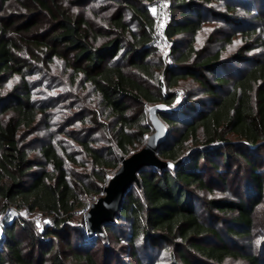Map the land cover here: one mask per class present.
<instances>
[{
    "label": "trees",
    "instance_id": "16d2710c",
    "mask_svg": "<svg viewBox=\"0 0 264 264\" xmlns=\"http://www.w3.org/2000/svg\"><path fill=\"white\" fill-rule=\"evenodd\" d=\"M145 1L168 4L162 30L168 47L156 60L154 18L141 0L121 4L133 29L121 10L101 34L59 0H0V264H116L115 259L101 261L94 248L96 241L105 247L120 242L108 235L120 220L129 224L131 248L137 241L151 249L167 244L174 264H264V234L257 237L253 220L264 199V55L251 52L264 48L254 25L264 21V0H223L224 11L217 13L242 42L226 57L219 51L202 54L193 43L220 0ZM43 24L48 28L41 29ZM182 34L191 38L176 39ZM40 52L47 61L61 58L72 78L88 82L109 111L107 123L98 122L94 110L93 116L77 113L64 122L70 126L88 119V126L108 130L103 146L94 144L93 128L84 136L74 128L61 130L78 144L83 161L56 141L39 145V157L29 156L23 135L44 106L34 103L24 78L2 92L8 76L30 69L27 57L44 61ZM186 79L197 85L200 96L178 92ZM146 103L172 109L158 113L168 132L156 154L176 165L140 168L138 185L125 191L113 220L101 224L103 236H88L73 225L77 209L102 191L121 156L145 144L153 131ZM84 161L87 173H71L66 166H85ZM230 174L241 177L235 187L243 185L245 194H203L215 192L214 185L225 184ZM8 211L14 215L7 216ZM25 212L43 213L48 221L39 230L23 217Z\"/></svg>",
    "mask_w": 264,
    "mask_h": 264
},
{
    "label": "rangeland",
    "instance_id": "374dc122",
    "mask_svg": "<svg viewBox=\"0 0 264 264\" xmlns=\"http://www.w3.org/2000/svg\"><path fill=\"white\" fill-rule=\"evenodd\" d=\"M61 7L68 11L72 16H85L89 21L91 29L98 33H103L108 27V21L115 15L116 11H121L125 14V18L129 21L130 27L133 29L135 27L134 21L132 22L130 18V13L121 5L125 3V0H59ZM224 1L220 0L219 3H214L212 8L215 10L213 13L205 17L202 28L198 30L193 38V43L196 48L202 47V54L214 53L215 51L220 52L221 57L228 56L236 47L242 44L240 36L235 34L232 36L231 28L227 26L217 13V10L224 11L222 3ZM141 5H145L148 11L151 12L154 18V27L156 28V44L158 50L155 55L152 56V60H156L159 54L164 55L167 51L168 44L162 37V30L165 22L168 19V11L166 2L158 1L156 3H147L145 0H141ZM241 14H243L241 12ZM246 20L250 22L247 17ZM51 22V21H50ZM49 23V22H48ZM259 28V36L264 39V21H254V25ZM49 24H43V27L48 28ZM245 27L249 25L244 23ZM250 25L253 26L252 23ZM191 38L190 35L176 36V39L188 41ZM230 38V41H228ZM104 39V38H101ZM252 54H263L264 48L257 47L253 49ZM249 52V53H251ZM43 53L40 52V57ZM27 60L30 62V69L26 71L23 75H13L8 76L4 81V87L2 92L5 93L13 89L16 85L20 84L21 79L28 81L31 87V97L36 105L40 104L44 106V112L39 115L37 122L24 132V140L29 146L28 155L32 157H39V145L47 143L49 141L58 142L59 144L65 145L67 150L74 154V156L83 161L84 158L81 154L80 147L72 139H69L66 134L61 132V130H70L74 128L80 131V135H86L87 131L93 128V133L91 136L94 138V144L98 146H103L105 140L104 136L107 134V128L100 127L98 124H90L89 120L85 123L80 121H73L70 126H65L64 122L71 118L73 114L80 113V116H93L92 110L97 112L98 122L107 123L111 119L108 115L109 111L107 108L102 106L100 102V96L93 92L92 86L88 82H84L80 76L72 78V70L68 68L61 58H55L47 61V56L44 52L43 59L34 58ZM244 67V64H239ZM178 92L193 91L196 95L200 96L197 90V85L189 80H183L179 85ZM152 105L146 103V107ZM78 116V117H80ZM84 125V126H83ZM87 127V128H86ZM86 161V160H85ZM86 165H74L67 163L66 166L69 168L71 173L83 174L87 173L89 169V163L85 162ZM241 177L233 174L229 175V179L225 184L220 182L214 185L215 189L212 194L203 192L207 197L210 196H229L232 197L238 191L242 195L245 194L246 188L241 185L240 187H235L240 181ZM238 181V182H237ZM242 181V180H241ZM241 183V182H240ZM238 189V190H237ZM104 192H100L95 197H89L86 200L85 206H89L90 202L94 201L98 196L103 195ZM81 206L77 209V217L73 221V225L81 227L84 231L83 224V207ZM7 216H13L14 212L8 211ZM23 217L29 218L33 223L34 227L41 229L42 223L48 221V217L43 213H22ZM3 220V214L0 213V224ZM253 220H255L254 232L258 236L264 234V199L261 201L258 208L255 210L253 215ZM112 231L108 235H112L113 241L115 237L120 238V242H113L112 244H102V242L96 241V247L94 252L97 258L101 261L114 260L116 264H174L171 259L170 250L171 246L167 244H162L155 249L145 248L141 242L137 241L136 248H131L126 241V236L129 233V224L126 221H118L113 224ZM2 228L0 227V234ZM124 236V237H123ZM110 237V236H109ZM262 237H259V239ZM259 241V240H258ZM262 241V239H260ZM105 245V246H104ZM114 247V248H113ZM243 247L246 249L250 248V242L244 241ZM257 250V247H256ZM133 253L136 254L134 257ZM223 264H245L242 260H227Z\"/></svg>",
    "mask_w": 264,
    "mask_h": 264
},
{
    "label": "water",
    "instance_id": "95a60500",
    "mask_svg": "<svg viewBox=\"0 0 264 264\" xmlns=\"http://www.w3.org/2000/svg\"><path fill=\"white\" fill-rule=\"evenodd\" d=\"M148 120L153 131L145 140V144L127 156H121L119 167L110 175L108 182L102 187L103 195L90 202L87 212L83 215V226L86 235L103 236L102 223L111 221L120 209L125 191L132 185H138L137 171L142 167L174 168L175 163L163 160L156 154L157 147L167 135V127L158 116L159 112L172 110L164 103H152L147 107Z\"/></svg>",
    "mask_w": 264,
    "mask_h": 264
},
{
    "label": "built area",
    "instance_id": "2783aa9c",
    "mask_svg": "<svg viewBox=\"0 0 264 264\" xmlns=\"http://www.w3.org/2000/svg\"><path fill=\"white\" fill-rule=\"evenodd\" d=\"M88 207H89V206H85V207H83V209H84V212H87V210H88Z\"/></svg>",
    "mask_w": 264,
    "mask_h": 264
}]
</instances>
